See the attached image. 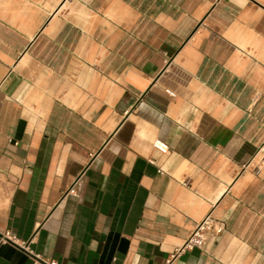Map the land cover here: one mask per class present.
<instances>
[{
    "label": "crops",
    "instance_id": "1",
    "mask_svg": "<svg viewBox=\"0 0 264 264\" xmlns=\"http://www.w3.org/2000/svg\"><path fill=\"white\" fill-rule=\"evenodd\" d=\"M5 231L0 264H264V0H0Z\"/></svg>",
    "mask_w": 264,
    "mask_h": 264
},
{
    "label": "built area",
    "instance_id": "2",
    "mask_svg": "<svg viewBox=\"0 0 264 264\" xmlns=\"http://www.w3.org/2000/svg\"><path fill=\"white\" fill-rule=\"evenodd\" d=\"M165 93L171 97L174 96V94L169 90H165ZM153 148L156 149L161 154H165L167 151V147L158 141H155L153 143ZM67 193L69 194L74 193L72 187L67 191ZM222 230H223L222 226L215 225L212 219L209 216H206L202 221H200L195 225V227L189 233L187 239L183 242L181 247L178 248L175 252L178 253L181 251L192 250V249L203 251L202 249L205 240L210 236L219 235L222 232ZM6 243L15 245L16 247L27 252L29 255L31 254V252L28 251V247H27L28 243L24 241H19L14 235H12L8 231H5L0 234V244H6ZM172 257L173 256H171V258ZM32 258L34 264H56L54 262L40 261V259L34 256ZM165 264H171V259L166 260Z\"/></svg>",
    "mask_w": 264,
    "mask_h": 264
}]
</instances>
